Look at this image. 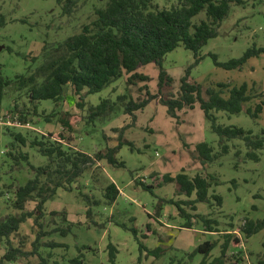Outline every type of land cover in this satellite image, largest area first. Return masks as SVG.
<instances>
[{
    "label": "rangeland",
    "instance_id": "rangeland-1",
    "mask_svg": "<svg viewBox=\"0 0 264 264\" xmlns=\"http://www.w3.org/2000/svg\"><path fill=\"white\" fill-rule=\"evenodd\" d=\"M75 1L71 11L64 13L56 0H0V14L4 18V24L0 26V74L12 78L25 73L29 66L34 68L39 59L35 62L31 59L39 57L45 41H60L79 32L82 25L94 17L95 8L104 6L108 0ZM152 3L158 8H168L177 4L178 0H152ZM201 18H205L204 12H199L192 21ZM252 45L264 47V0H246L244 5L231 3L229 15L221 22L217 36L210 38L200 49L201 59L190 67L189 81L198 83L204 96L208 87H216L219 82L227 83L228 88L245 82L256 94L264 91V53L250 57L240 69L216 66L211 57L215 54L218 61L224 62L241 56ZM193 62L192 52L182 45L164 55L162 65L172 77L170 87L163 89L165 95H177L181 77ZM136 71L145 74L148 79L129 85V92L143 97V86L146 85L149 92L155 93L158 67L149 63ZM125 87V79L120 77L101 91L89 94L84 102L97 104L101 98L114 100L118 94L126 92ZM71 93L68 86L67 96L57 104L50 100L40 101L37 114L41 118L37 119V115L30 111L26 125L8 126L27 134L29 139L36 133L56 136L63 131L65 145L88 154L106 145L114 146L118 133L113 129L131 121L130 116L122 112V106L119 104L111 115L86 124V105L80 109L76 105L77 97ZM261 98L253 97L243 103L238 113L216 112V122L239 126L253 136L264 137V109L257 117L246 113V108L254 106ZM14 103L19 108L22 105L26 108L31 106L23 90L16 92L9 88L3 97L0 105V186L24 185L33 175L30 165L39 166L47 162L46 157L29 143L21 149L28 153L30 165L25 161L14 165L8 156L7 145L13 141V136L4 133V121L6 116H10ZM52 110L60 114L51 117L49 122L45 121V114ZM135 113L136 121L123 130L124 138L133 143V149L124 145L117 153L124 167H112L102 161L77 180L75 190L58 189L54 197L44 204L46 214L41 230L50 233L38 240L36 253H32L35 251L33 243L40 228L34 224L33 218H26L9 240L26 256L5 264H42L39 254L46 258L47 264H51L55 259L66 260L79 253H82V264H112L108 260L109 242L117 249L113 264H197L203 255L195 253L190 256V253L204 241H215L208 258L218 256L225 233L241 239L240 245L227 249V255L242 251V264H256L259 259H264V228L248 237L239 230L245 218L256 221L264 217V146L257 150L259 160L254 161L245 157L247 148L243 140L233 138L227 141L230 147L228 153L202 164L195 158V145L206 141L213 146L215 153L219 150V137L198 105L192 109L185 107L177 112L178 117H171L157 98ZM59 115L69 120L71 130L57 121ZM178 172L191 176L209 173L215 177L213 183L217 184L212 185L209 194L221 196L220 206L212 201L211 205L196 202L195 211L184 206L190 214L215 219L217 225H212L214 230H205L202 221L194 217L190 219V227H183L187 218L178 214L176 205L171 201L187 197L178 194L174 181L163 180V176L173 177ZM136 180L148 185L149 189L137 184ZM108 181L114 182L119 190L116 200L110 205L103 202L92 205L88 218L86 200L79 192L101 198ZM13 189L6 192L7 189L1 188L4 195H0V219L8 215L19 216L34 207L33 201H27L24 210L14 208L11 202ZM192 196L189 199L194 198ZM51 211H65L66 217L70 216L74 226L65 236L51 232L62 224L61 217L51 215ZM133 228L136 229V236ZM48 241L61 245L47 247L45 243ZM139 241L150 249L160 247L159 257L143 253L138 260ZM81 246L89 248L79 250ZM7 248L4 240L0 241V258Z\"/></svg>",
    "mask_w": 264,
    "mask_h": 264
},
{
    "label": "trees",
    "instance_id": "trees-1",
    "mask_svg": "<svg viewBox=\"0 0 264 264\" xmlns=\"http://www.w3.org/2000/svg\"><path fill=\"white\" fill-rule=\"evenodd\" d=\"M61 4L64 13H69L75 4V0H56ZM231 3L244 5L246 0H178L168 8H158L152 0H108L104 6L95 8L94 17L84 23L79 32L67 36L65 39L56 42H44L39 57L33 56L32 61L39 59V64L34 68L30 66L25 73L16 74L12 78L4 77L0 74V105L3 97L9 88L14 91L23 90L30 107H18L13 104L10 114L17 115V119L23 124L28 123L30 111L37 115V105L42 100H50L57 104L59 100L67 96L66 88L70 86L71 95L76 96V105L83 109L86 105V124L94 123L98 118L111 115L117 105L122 106V112L130 116V123L125 126L114 128L117 132L114 146L106 145L103 149L92 154L74 149L63 143L62 132L56 136L52 133L34 134L31 139L20 131H15L8 125L4 130L13 136V141L7 145V154L14 165L21 161L29 164V155L21 147L29 143L31 147H36L37 151L47 162L43 165H30L33 175L24 185L13 187L10 184L0 186V195L3 196L1 188H14L12 206L19 210H24L27 201H33L34 207L31 211L21 212L19 216L8 215L0 219V241L8 245L7 250L0 258V264L17 261L20 257H25L26 253L10 243V235L16 232L21 222L26 218H33V222L40 229L36 235L33 248L36 253L38 240L49 231H42V219L45 216L44 204L56 194L58 189L65 191L75 190L77 180L92 167L98 166L100 162H106L112 167H124V162L117 157L119 149L127 145L133 149V143L123 136V130L136 121V111L145 108L151 101L159 98V103L166 107L167 113L171 117H178L177 112L185 107L193 108L197 104L203 112L204 117L210 121L211 129L219 137V150L215 153L211 144L206 141L195 145V158L202 164L210 162L217 157L229 152L228 140L239 138L243 140L247 148L245 157L254 161L259 160L257 150L264 146V137L253 136L250 131L234 125H223L216 122V112L224 111L228 114L238 113L242 109L243 103L253 97H262L254 106H248L246 113L252 117H257L264 109V91L256 94L248 87L247 83L230 88L227 83L219 82L216 87H208L205 96L202 94L201 86L196 82L189 81V70L201 59L200 49L206 45L210 38L217 36L221 22L229 15ZM199 12H204L205 18L196 22L192 19ZM4 24V18L0 14V26ZM182 45L192 52L194 62L185 69V74L181 77L177 95L170 93L165 95L163 89L170 87L172 77L162 65L163 57L166 53ZM264 53V47L256 48L254 45L248 47L241 56L231 58L221 62L217 60L215 54H211L216 66L225 69H240L252 56ZM153 63L158 69L157 91L149 92L146 85L144 96H133L129 92V85H136L138 81H145L148 77L138 73V67ZM124 77L126 82V92L118 94L114 100L111 98H101L97 104H86L85 98L92 93L99 92L109 86L114 80ZM142 87L139 88V91ZM128 90V92H127ZM24 106V107H23ZM57 111L45 114L44 120L49 122L50 118L56 116ZM57 121L62 127L71 130L69 120L64 116L58 117ZM264 134V130H262ZM163 180H171L176 183L178 194L185 195L187 199L171 201L178 209L180 216H185L187 221L183 227L191 226V218H198L204 224L205 230H214L212 225H217V221L210 217L199 214L188 213L186 207L195 211L196 202H215L220 206L222 198L216 193L209 194L212 185H216L215 177L209 173H195L189 176L185 172H178L173 177L163 176ZM142 187L149 189V186L139 180L135 181ZM87 203L86 215L89 218L91 206L103 202L112 204L119 190L115 183L108 181L101 198H95L88 193L79 192ZM194 198L189 199L191 196ZM212 201V202H211ZM51 215H59L62 224L53 228L51 232H58L65 236L73 228V223L67 220L65 211H51ZM65 222L67 224L65 225ZM123 225V224H122ZM124 226V225H123ZM264 228V217L256 221L244 219L240 226V231L246 237L257 233ZM136 236V229H132ZM47 247L60 246V243L48 241ZM215 241H204L190 253L203 255L197 264H242L244 261L242 251H236L227 255L230 246H238L241 239L232 236L231 233L224 234V240L220 246V254L209 259V253L214 248ZM264 248V241L262 242ZM89 248L81 246L80 249ZM108 260L113 264L117 249L112 242L107 244ZM139 257L145 253L155 258L159 257L160 247L147 248L139 241ZM50 256V254H47ZM42 264H47L46 258L40 254ZM51 264H82V253L66 260H53ZM172 264V262L170 263ZM256 264H264V259H259Z\"/></svg>",
    "mask_w": 264,
    "mask_h": 264
},
{
    "label": "built area",
    "instance_id": "built-area-1",
    "mask_svg": "<svg viewBox=\"0 0 264 264\" xmlns=\"http://www.w3.org/2000/svg\"><path fill=\"white\" fill-rule=\"evenodd\" d=\"M9 114H10V113H9ZM4 124H5V125H13V126H15V125H18V126L26 125V123L23 124L22 122H20V121L17 119V115L12 116L11 114H10L9 117L6 116V120L4 121Z\"/></svg>",
    "mask_w": 264,
    "mask_h": 264
},
{
    "label": "crops",
    "instance_id": "crops-1",
    "mask_svg": "<svg viewBox=\"0 0 264 264\" xmlns=\"http://www.w3.org/2000/svg\"><path fill=\"white\" fill-rule=\"evenodd\" d=\"M153 101H154V100H153ZM196 105H197V104H195L194 107H195ZM194 107H193V108H194ZM198 107H199V106H198ZM187 108H188V107H187ZM190 109H192V108H190ZM188 175H189V174H188ZM189 176H191V175H189ZM192 176H193V175H192ZM116 187H117V186H116ZM192 197H193V196H192ZM67 220H68V221H71L70 216H68ZM71 222H72V221H71Z\"/></svg>",
    "mask_w": 264,
    "mask_h": 264
}]
</instances>
